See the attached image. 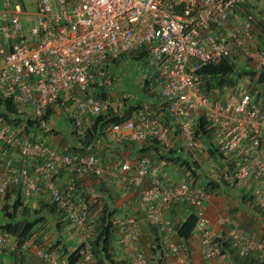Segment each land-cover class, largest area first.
Masks as SVG:
<instances>
[{
  "label": "built area",
  "instance_id": "1",
  "mask_svg": "<svg viewBox=\"0 0 264 264\" xmlns=\"http://www.w3.org/2000/svg\"><path fill=\"white\" fill-rule=\"evenodd\" d=\"M255 1L32 0L35 21L25 29L17 3L0 0V98L9 101L15 110L7 120L0 117V142L17 151L23 160L37 161L31 172L27 167L0 171V198L17 185L21 186L23 205L33 193H46L70 226L83 230L90 207L82 198L72 196L76 181L114 175L121 180L123 193L135 191L138 195L135 207L143 220L155 228L160 264L168 257L180 255L173 222L163 216L176 202L191 208L195 217L193 232L200 235L204 259L212 261L219 257L217 237L205 214L209 194L195 184L192 175L183 174L180 181L168 180L156 174L148 157L120 159L106 141L91 148L79 145L83 153L66 152L67 146L60 148L25 136L23 124L27 120L38 121L43 131H49L43 119L53 110L52 118L66 116L77 139L85 136L93 117L122 110L125 100L130 98L123 92H110L115 87L114 78L111 80L112 74L101 72L103 66L124 55L145 52L144 61L151 64L152 76H156L152 77L155 91L169 106L181 131L184 153L201 169L205 148L192 127V114L201 111L212 123V144L218 155L232 165L233 180L256 184L252 191L254 205L264 217V109L247 93L212 98L198 73L203 66L229 58L233 47L242 45V37L251 38L249 21L228 25V18L237 8L255 6ZM257 1L253 21L264 14V0ZM255 53L250 56L255 57ZM257 58L264 65V53ZM92 84L108 89L107 96L90 91ZM117 115L123 116V111ZM17 118L22 120L21 127H14ZM170 127L158 118V113L145 108L132 118L106 124L102 136L103 140L112 139L115 145L122 141L139 145L156 140L167 146ZM101 150L106 151L104 159L98 152ZM213 169L216 176L224 174L219 165ZM59 173L67 177L62 190L56 184ZM219 179L220 176L216 177L215 182L220 183ZM229 219L227 214L222 217L225 222ZM120 227L116 238L118 250L132 264H149L137 243L140 222L126 212ZM227 236L239 259L254 256L264 260V237L257 233L245 235L234 224ZM24 248H31L47 262L51 260L50 251L31 241L20 248L8 234L0 232V250L20 252ZM91 249L88 242L82 245L81 262L91 260ZM61 264H67L66 259Z\"/></svg>",
  "mask_w": 264,
  "mask_h": 264
},
{
  "label": "trees",
  "instance_id": "2",
  "mask_svg": "<svg viewBox=\"0 0 264 264\" xmlns=\"http://www.w3.org/2000/svg\"><path fill=\"white\" fill-rule=\"evenodd\" d=\"M255 3V6L248 4L241 8H237V10L235 9V11L230 13V17L228 18V25H230L232 22L239 24L243 20L249 21L252 24V28L249 30L251 38L242 37V45L240 47H233L232 55L229 58L224 59L217 64L203 66L198 73L204 81V89L212 94V98L225 99L228 98L231 94L241 92L247 93L255 102L260 105L262 109H264V65L257 58V55L259 53H264V14L261 18L260 16L255 17L256 20L253 21L255 15L254 7L259 6L257 0L255 1ZM258 43H262L261 46L263 48L260 47V45L258 46ZM254 53L255 57H251L250 54ZM239 55H244L245 58L248 57L249 59L247 60H251L249 64L245 63L242 65H237ZM126 59H131L134 62H142L145 63L146 67L148 66V63L144 61L145 52H134L105 64L101 69V72L103 73L112 74L111 80L114 78V89L116 88V92L119 89H122L123 93L130 95V98L125 100V109L123 108L119 111L115 110L111 114L97 115L93 117L92 124L87 130L86 135L78 139L71 131L69 120L67 123L65 121L64 127L62 126L63 123H59L62 122V118H66V116H64L63 114H59L52 118L53 110H51L48 112V116L44 117L43 119V122L48 124L49 128V131H44L45 135H48L50 138H53L54 136L60 137L61 141H67L64 143L60 142L61 144H65V147H69L66 152L72 151L83 153L84 149L82 148L95 147V145H100L102 141H106L109 147L112 148L110 145L112 144V142H114L112 139H108L109 141L105 139L103 140V127L108 123H119L126 119L132 118L138 112L143 111L145 108L151 109L152 111L158 113V118L162 122L171 126L170 128H172V133L170 135L169 144L167 146H163L156 140H147L139 145L122 141L118 142L116 146H128L132 148L131 151L139 148L137 150V154H139L140 156L139 159L142 157L149 158V156L146 155H150V152H152L154 156L158 158V164L163 166V164H168L171 162V164H174L178 167L180 172L186 174V177H189L190 175L195 176L200 170V166L197 164V162H191L188 154L184 153L182 138L180 134L181 131L178 125L175 123L174 118L169 113V106L164 103L162 98L155 91L153 83H151L152 77L153 79H155L156 77L155 74L152 76V68L149 74L145 75L139 83H132L129 89L125 87L126 84L124 82L120 83L116 80L114 70H117L118 66L121 65V63ZM244 80L246 81L244 82ZM214 90L218 93H215ZM90 91L101 97H106L108 89H105L104 86L99 87L97 84H92L90 85ZM120 111H123V116L117 115ZM13 112H15V110L11 103L0 98V117L7 120L9 116L8 114H12ZM50 118L55 120L54 126H50ZM14 124V127H21V118H17ZM24 124V135L28 137H32L29 134L30 131L28 129L33 128L38 131H43L44 128L39 126L40 124L38 123V121L27 120ZM211 126L212 123L207 120L203 112L199 111L192 114V127L196 138H198L199 141L205 142V152L208 153V155L215 157V155H218V153L217 149L212 144L213 128ZM79 145H81L82 148H79ZM71 147L73 148V150H70ZM120 147H116L117 150ZM176 151L181 153L182 156L185 155L187 159H185L181 155H177ZM98 152L100 153L101 158L104 159L106 151L101 150ZM219 158L222 157L219 156ZM222 160L225 161L224 158H222ZM35 163H37L36 160H23L19 157L17 151H11L9 148L5 147L3 143L0 142V168L2 170H6L10 167L16 169L27 167L31 172L33 170L32 164ZM226 169L231 173L233 169L232 165L230 163H227ZM66 178L67 177L64 173L58 174L57 179L59 180H56V184L60 190L65 187V184L59 183H61L62 179L66 180ZM219 180L220 183H215L214 181L211 182L210 188L220 190L224 184L221 179ZM254 186H256V184ZM203 189L208 193L207 186ZM121 193L124 194L122 190ZM12 195L13 201H10L9 197ZM72 196H78L79 198H82V200H84L91 209H94V200H96V198L91 199L88 192L86 193L85 191H81L77 184L76 190L73 191ZM250 198L252 204L254 205L252 193L250 195ZM2 199V224H0V232L3 234H8L10 239L12 241H15L17 246L20 248L24 244H26V242L31 241L34 234L36 233H42L47 230L50 232H56V230L62 229L63 227L67 226L72 232H75L78 236H80L81 239L80 244L72 251V253L67 256V264L133 263L124 252L118 250V247L116 245V238L120 233V221L122 216L118 219V223H116L118 210L112 205L113 200L110 196L108 200L109 203L107 201H104V203L100 207V214L96 219H92V210H90L86 227L83 230H78L75 226H70L65 214L57 208L56 204L51 201L46 193H33L31 197L28 198L27 203L23 205L21 186L17 185L10 187L6 192V195ZM255 208L257 207L255 206ZM261 217H263V215H261ZM146 224L154 232V242L158 245V239L155 233L154 226L149 224L148 222H146ZM194 224L195 217L192 213H189L188 216L180 223V225L175 226V224H173L175 230L174 236L179 240H188L193 234ZM224 239L225 240L223 242V245H221L222 239H220V237H217L215 239L220 249L230 243L228 236ZM139 240L140 238L138 239L137 243H139ZM85 242H88L92 247V257L89 262H81L80 260L81 255L79 254V251ZM32 243L34 244V240H32ZM37 245L40 249L47 250V252L51 250L50 248L40 247L41 243L37 242ZM26 251H30L33 255L41 259V262L43 264H54L52 260L53 255L51 252V260L50 262H47L40 258L38 255L34 254L31 248H24L20 252L0 250V261L3 264H27V262H25L23 259L24 256H22ZM221 252L223 253L222 250H220V254ZM6 254H9V256L12 257L11 262L9 259L7 260L8 257H6ZM117 255H120V257H124L122 258L121 263L116 261ZM243 260L246 261H242L241 264H264V260L256 258L254 256H249ZM61 262L62 260L60 261V263ZM160 262L161 259L158 255L157 264H160Z\"/></svg>",
  "mask_w": 264,
  "mask_h": 264
},
{
  "label": "crops",
  "instance_id": "3",
  "mask_svg": "<svg viewBox=\"0 0 264 264\" xmlns=\"http://www.w3.org/2000/svg\"><path fill=\"white\" fill-rule=\"evenodd\" d=\"M12 2L17 3L20 11L19 17L25 29H28L34 24L35 21L36 8L34 3L32 0H12ZM0 12L2 13L1 2ZM1 13L0 18L2 17ZM259 45L262 47V43H258V46ZM151 83H153V81H151ZM54 121L55 120L53 119L50 120V126H54ZM65 121L66 123L68 122V120L64 117L62 118V122L59 123H63L62 126L64 127ZM28 130L30 131L29 134L32 136V138L39 140L43 139L42 141H46L51 145L58 146L59 142H67L64 140L54 142L48 135H45L44 131H38L33 128ZM23 132H25V129ZM23 132H21V134H23ZM111 149L113 151V147ZM138 149L139 148H136L134 151H128L129 154L127 153L128 155L125 156L124 159H138L140 157L139 154H137ZM176 153L177 155L182 156V154L178 151H176ZM146 156H149L150 160L152 159V167L156 168V174L163 175L171 181H180L183 178V172H180L178 167L174 164H171V162L168 164H163V166L160 164L156 165L158 160L154 158V154L152 152H150V155ZM182 157L187 159L185 155ZM153 159L156 160V163H154ZM202 159L203 161L201 169L195 176L192 175V177L196 180L195 184L202 189L206 186L208 187L209 200L206 204L205 214L210 222V227L215 236L222 239L221 245L224 244V238H227L228 231L232 228V224H234V226H236V228L245 235L257 233L258 236L264 237V217H261L262 214L257 210V208H255L250 198L255 184L253 183V185L251 184L252 182L250 183L248 181H234L232 178V172L230 173L227 170L228 168L226 169L227 163H225L222 158H219V155L212 157L205 152L202 156ZM214 165L221 166L224 172V174L220 175V179L224 184L220 190L210 188V183L213 181L215 182V178L218 177L216 176V173H214ZM115 173L118 174V170H116ZM66 180L62 179L61 183L59 184H65ZM76 184L79 186L81 191H85L86 193L88 192L91 199L96 198V200H94V209L90 208V210H92V219H96L99 216L100 207L104 201L109 203V196L113 200L112 205L118 210L116 223H118V219L122 215H124L126 212H130L133 217H135L140 222L141 225V236L138 243L139 248L144 252L149 264H157L159 249L158 245L154 242L155 235L143 220V215L135 209V201L138 197L135 191L122 194L121 180L114 175L101 180H98L94 177H85L77 180ZM9 198L10 201H13V195ZM2 206L3 199L0 198V224H2ZM189 213H191V208L189 206H187L184 202H176L165 211L163 216L167 219H170L173 224L177 226L180 225V223L188 216ZM226 214L229 215L230 222H225L222 220V217ZM48 234L51 236V239L49 240L47 239L46 234L43 232L38 233L32 240L35 239L36 241H40V247L51 249L50 252L53 255L52 260L54 264H61L60 261L66 259L67 256L72 253V251L80 244L81 240L80 236H78L75 232H72L67 226L56 230V232H49ZM174 241L176 244H178L180 249L179 257H168L161 264H241L242 261H246L239 259L236 256L235 252L230 247V243H228L229 246H221L223 248L220 250H222L223 253L225 252L224 254L221 252L219 257L213 259L212 261L205 260L201 247L200 235L195 232H193L192 236L188 240H179L174 236ZM6 255V257H8L7 260L9 259L11 262L12 257L9 256V254ZM122 258L124 257L117 255L116 261L121 263Z\"/></svg>",
  "mask_w": 264,
  "mask_h": 264
},
{
  "label": "rangeland",
  "instance_id": "4",
  "mask_svg": "<svg viewBox=\"0 0 264 264\" xmlns=\"http://www.w3.org/2000/svg\"><path fill=\"white\" fill-rule=\"evenodd\" d=\"M26 1H29V0H26ZM142 1H144V0H142ZM238 57L239 58H238V61H237V65L238 64L242 65V64H245V63L249 64V62L251 61V60L248 61L247 59H249V58L247 56H246L247 58H245L244 55H239ZM150 71H151V64L150 63L146 67L145 63L134 62L131 59H126L125 61H123L121 63V65L118 66L117 70H114V73H115L116 80L118 82H120V83L124 82L126 84L125 87H127V89H129V87L132 85V83H134V84L139 83L143 79V77L145 75L150 73ZM245 81L246 80H244V82ZM110 92L111 93L112 92L115 93L116 92V88L114 89V87H112V89H110ZM117 93H122V89H119L117 91ZM51 140L54 141V142H59L60 137H55L54 136L53 138H51ZM110 145H111V147H114L115 146V142H112V144H110ZM64 146H65V144H61L59 142L58 147L63 148ZM116 150H117V148H114L115 154H117L118 158L122 159V158H125V156H127L129 154L128 151H131L132 148L128 147V146H123V147L121 146L117 151ZM155 158H157V157H155ZM153 160H154V163H156V160H158V158L156 160L155 159H153ZM201 161H203V159ZM156 165H158V163H156ZM0 171H3V170L0 168ZM217 176H220V175H217ZM47 232H50V231L47 230V231H44L43 233L46 234V237L49 240V239H51V236ZM37 234L38 233L34 234L33 238H35ZM37 242L41 243L40 241H37ZM37 242L34 239V244L35 245H37ZM22 256H24L23 259H24L25 262H27V264H43L41 262V259H39L35 255H33L30 251H26L25 253H23Z\"/></svg>",
  "mask_w": 264,
  "mask_h": 264
},
{
  "label": "clouds",
  "instance_id": "5",
  "mask_svg": "<svg viewBox=\"0 0 264 264\" xmlns=\"http://www.w3.org/2000/svg\"><path fill=\"white\" fill-rule=\"evenodd\" d=\"M203 143V146H204V148H205V144H204V142H202Z\"/></svg>",
  "mask_w": 264,
  "mask_h": 264
}]
</instances>
